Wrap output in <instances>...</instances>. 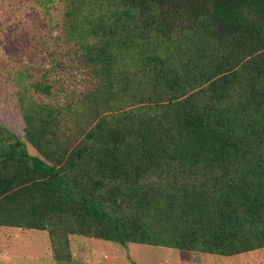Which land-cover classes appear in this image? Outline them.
<instances>
[{"label":"trees","instance_id":"16d2710c","mask_svg":"<svg viewBox=\"0 0 264 264\" xmlns=\"http://www.w3.org/2000/svg\"><path fill=\"white\" fill-rule=\"evenodd\" d=\"M62 1L56 26L95 83L59 101L35 97L54 96L46 79L18 90L0 226L48 231L56 260L73 234L264 250V0Z\"/></svg>","mask_w":264,"mask_h":264},{"label":"rangeland","instance_id":"374dc122","mask_svg":"<svg viewBox=\"0 0 264 264\" xmlns=\"http://www.w3.org/2000/svg\"><path fill=\"white\" fill-rule=\"evenodd\" d=\"M62 0H0V124L25 140L17 92L31 80L46 79L64 100L89 89L95 78L79 62L59 26ZM29 94H33L29 92ZM31 154L38 151L29 143ZM72 258L56 260L46 230L0 226V264H264V250L232 256L139 243L125 245L70 235Z\"/></svg>","mask_w":264,"mask_h":264},{"label":"crops","instance_id":"0c3cea01","mask_svg":"<svg viewBox=\"0 0 264 264\" xmlns=\"http://www.w3.org/2000/svg\"><path fill=\"white\" fill-rule=\"evenodd\" d=\"M102 240H103V239H102ZM1 254H2V252H0V255H1ZM97 264H101V263H98V262H97Z\"/></svg>","mask_w":264,"mask_h":264}]
</instances>
